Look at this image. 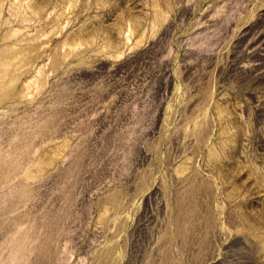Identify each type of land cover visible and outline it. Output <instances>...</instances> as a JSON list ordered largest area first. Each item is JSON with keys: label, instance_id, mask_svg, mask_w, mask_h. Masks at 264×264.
<instances>
[{"label": "rangeland", "instance_id": "obj_1", "mask_svg": "<svg viewBox=\"0 0 264 264\" xmlns=\"http://www.w3.org/2000/svg\"><path fill=\"white\" fill-rule=\"evenodd\" d=\"M0 264H264V0H0Z\"/></svg>", "mask_w": 264, "mask_h": 264}, {"label": "bare ground", "instance_id": "obj_2", "mask_svg": "<svg viewBox=\"0 0 264 264\" xmlns=\"http://www.w3.org/2000/svg\"><path fill=\"white\" fill-rule=\"evenodd\" d=\"M257 28V27H256ZM244 75V74H243ZM163 77V76H162ZM168 80V79H167ZM167 82V81H166ZM164 88V87H163ZM62 167V166H61ZM2 176V175H1Z\"/></svg>", "mask_w": 264, "mask_h": 264}]
</instances>
